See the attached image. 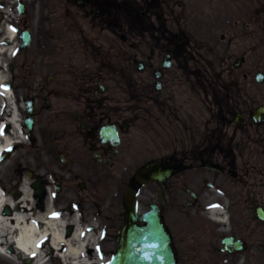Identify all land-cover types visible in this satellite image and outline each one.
<instances>
[{"label": "flooded vegetation", "instance_id": "obj_1", "mask_svg": "<svg viewBox=\"0 0 264 264\" xmlns=\"http://www.w3.org/2000/svg\"><path fill=\"white\" fill-rule=\"evenodd\" d=\"M0 76L7 173L41 183L12 216L55 196L108 260L123 184L173 163L152 185L178 264H264V0H0Z\"/></svg>", "mask_w": 264, "mask_h": 264}, {"label": "bare ground", "instance_id": "obj_2", "mask_svg": "<svg viewBox=\"0 0 264 264\" xmlns=\"http://www.w3.org/2000/svg\"><path fill=\"white\" fill-rule=\"evenodd\" d=\"M1 80V76H0ZM9 122L14 126L13 134L19 130L18 116L12 107ZM3 126V125H1ZM0 126V153L7 146L12 144L13 138L11 135L3 134ZM26 183V182H25ZM24 183V184H25ZM7 191H3L0 186V254L10 256L7 248L13 247L23 256L31 258L34 264H44V255L47 247L51 250L60 249L64 259L71 258L81 263H86L85 259L79 260L85 253V246L88 241L93 242V237L86 238L83 229L74 218L76 229L68 238L65 236V225L67 220L63 217L60 219H49L44 215H37L35 219L29 214L23 212H15L12 217H7L1 213L2 209L7 206L14 208L15 206L25 207L29 203L30 194L27 192V187L24 189V195L21 199L15 202L7 195ZM93 244V243H92ZM13 257V256H12Z\"/></svg>", "mask_w": 264, "mask_h": 264}, {"label": "water", "instance_id": "obj_3", "mask_svg": "<svg viewBox=\"0 0 264 264\" xmlns=\"http://www.w3.org/2000/svg\"><path fill=\"white\" fill-rule=\"evenodd\" d=\"M150 164L137 173L141 183L152 179L163 181L165 174ZM128 216L123 228L120 245L116 256L109 264H175L171 237L163 227L159 210L152 206L140 220L144 226L135 225L136 199L128 194Z\"/></svg>", "mask_w": 264, "mask_h": 264}, {"label": "rangeland", "instance_id": "obj_4", "mask_svg": "<svg viewBox=\"0 0 264 264\" xmlns=\"http://www.w3.org/2000/svg\"><path fill=\"white\" fill-rule=\"evenodd\" d=\"M227 3V2H225ZM20 153V152H17ZM17 156L14 155L13 157L10 158V160L6 161L0 172V182H2L1 184L6 188V189H11L14 186V183L11 182L10 180V174H12V171L8 172L7 171L11 168V166L13 165V158ZM6 168H8L7 170H5ZM16 186V185H15ZM153 186H146L142 189L141 191V196H140V202L143 203V207L142 210L146 209L147 206L149 205V203H151L152 201L155 200L154 198V194H153ZM49 254H51L50 249L46 246V253L44 256V260H45V264H61V262L58 259H54L53 255L51 256V258L49 259ZM15 257V258H14ZM5 256L3 254H0V264H30L28 263L25 259L24 260H18V258L16 256ZM34 264V263H31ZM70 264V263H68ZM88 264V263H87Z\"/></svg>", "mask_w": 264, "mask_h": 264}, {"label": "snow or ice", "instance_id": "obj_5", "mask_svg": "<svg viewBox=\"0 0 264 264\" xmlns=\"http://www.w3.org/2000/svg\"><path fill=\"white\" fill-rule=\"evenodd\" d=\"M0 87H6V86H0ZM53 215H56L55 213Z\"/></svg>", "mask_w": 264, "mask_h": 264}]
</instances>
